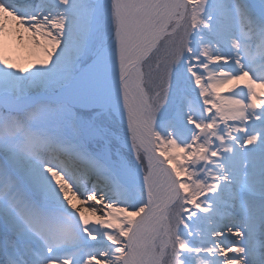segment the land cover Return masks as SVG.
I'll use <instances>...</instances> for the list:
<instances>
[{
	"label": "snow or ice",
	"instance_id": "1",
	"mask_svg": "<svg viewBox=\"0 0 264 264\" xmlns=\"http://www.w3.org/2000/svg\"><path fill=\"white\" fill-rule=\"evenodd\" d=\"M0 264H264V0H0Z\"/></svg>",
	"mask_w": 264,
	"mask_h": 264
}]
</instances>
